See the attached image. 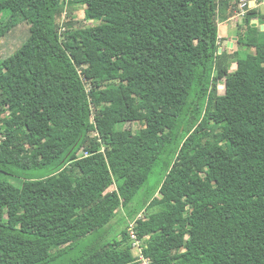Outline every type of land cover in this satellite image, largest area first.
I'll return each mask as SVG.
<instances>
[{
  "label": "trees",
  "instance_id": "trees-1",
  "mask_svg": "<svg viewBox=\"0 0 264 264\" xmlns=\"http://www.w3.org/2000/svg\"><path fill=\"white\" fill-rule=\"evenodd\" d=\"M73 5L99 24L61 32ZM235 9L0 0V39L31 25L0 61V264H137L132 221L149 264H264V42L248 10L237 44L254 53L217 63Z\"/></svg>",
  "mask_w": 264,
  "mask_h": 264
},
{
  "label": "rangeland",
  "instance_id": "rangeland-1",
  "mask_svg": "<svg viewBox=\"0 0 264 264\" xmlns=\"http://www.w3.org/2000/svg\"><path fill=\"white\" fill-rule=\"evenodd\" d=\"M258 3H261L260 7L264 10V0H256ZM231 4L236 5V9L233 10V20L224 22L220 17H218L217 25H218V35L222 39L226 40V43L223 40H220V48L221 52H218V59L217 63L228 67V72H233L236 68V61L238 58H244L249 53H254V49H248L245 46H240L237 44L236 41H231V39L238 38V34L248 33L247 27L242 23L241 19L245 15H240V10L238 5H240V0H231ZM249 10L246 9L245 14ZM258 25L257 27L250 30L253 37L256 38L260 43L264 42V32L261 31L260 26L263 24L262 18H258ZM57 23L59 25L60 31L63 32L68 29H76L81 26H93L99 24L98 21L94 20L91 15L86 11L85 8L79 5L67 6L65 7L62 15H60L57 19ZM240 23V25H239ZM30 23L29 22H22L16 26H14L7 35L0 39V61L4 60L10 56H12L16 50L24 43L26 40L29 30H30ZM230 39V40H229ZM227 41L230 43H234L233 47H228ZM247 42V40H244ZM218 93H223V81L219 83L218 86ZM142 127L141 123H125L120 125L121 130L132 131L139 129ZM161 172V168L157 167L153 174L148 179L147 183L144 186L143 191H147L150 187H152L157 178L159 173ZM144 212L141 213L143 218ZM124 216V211L120 209L117 216L110 222L109 226L106 229L105 238H116L120 239V232L123 228V224L121 223V218ZM90 240H86L84 244H87ZM54 264H60V262H56Z\"/></svg>",
  "mask_w": 264,
  "mask_h": 264
},
{
  "label": "built area",
  "instance_id": "built-area-1",
  "mask_svg": "<svg viewBox=\"0 0 264 264\" xmlns=\"http://www.w3.org/2000/svg\"><path fill=\"white\" fill-rule=\"evenodd\" d=\"M255 0H240V5H239V10H240V15H245L246 9H250L255 6ZM87 155V154H85ZM135 225L136 221H132L128 225V233L130 236V239L132 241V253L134 255V258L137 262V264H149L150 260L145 258L142 255L141 251V245H142V240H140L137 237L136 231H135ZM135 251V254H134Z\"/></svg>",
  "mask_w": 264,
  "mask_h": 264
},
{
  "label": "crops",
  "instance_id": "crops-1",
  "mask_svg": "<svg viewBox=\"0 0 264 264\" xmlns=\"http://www.w3.org/2000/svg\"><path fill=\"white\" fill-rule=\"evenodd\" d=\"M255 6L254 7H252V8H250L249 10H256L257 12H258V14L256 15V17L251 21V25L250 26H252V27H257V25H258V18H262V20H263V24L261 25V26H263L264 25V10H262L263 8H261L260 6V4L261 3H258L256 0H255ZM263 5H264V3H263ZM238 7H239V5H238ZM222 17H226V16H222ZM235 18V17H234ZM233 17L232 18H226V19H224L223 21L224 22H227V21H230V20H233L234 19ZM254 21H256V25L255 26H253V22ZM244 24V19H241V24ZM261 26H260V29H261ZM261 31H263L264 32V29H261ZM219 36V35H218ZM220 40H223V42H225L226 43V40L224 39V38H220L219 37V43H220ZM230 40V39H229ZM237 40H238V38H234V39H231V41H236L237 42ZM258 41V40H257ZM259 42V41H258ZM263 43V42H262ZM234 43H230L229 41H227V45H228V47H233L232 45H233ZM221 52V51H220ZM142 218V216H141V214L138 216V219L137 220H139V219H141ZM133 254V253H132ZM134 254H135V251H134ZM134 256V255H133Z\"/></svg>",
  "mask_w": 264,
  "mask_h": 264
},
{
  "label": "water",
  "instance_id": "water-1",
  "mask_svg": "<svg viewBox=\"0 0 264 264\" xmlns=\"http://www.w3.org/2000/svg\"><path fill=\"white\" fill-rule=\"evenodd\" d=\"M253 23H254L253 26H255L256 25V21H254ZM261 29H264V25L261 26ZM219 51H221V50H219Z\"/></svg>",
  "mask_w": 264,
  "mask_h": 264
}]
</instances>
